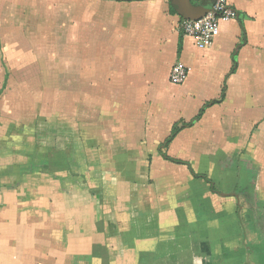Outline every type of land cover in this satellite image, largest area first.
Listing matches in <instances>:
<instances>
[{"label":"crops","instance_id":"crops-1","mask_svg":"<svg viewBox=\"0 0 264 264\" xmlns=\"http://www.w3.org/2000/svg\"><path fill=\"white\" fill-rule=\"evenodd\" d=\"M176 1L64 0L36 29L51 0H0L6 62H61L30 120L0 76V264H264V0H228L205 48Z\"/></svg>","mask_w":264,"mask_h":264},{"label":"rangeland","instance_id":"rangeland-1","mask_svg":"<svg viewBox=\"0 0 264 264\" xmlns=\"http://www.w3.org/2000/svg\"><path fill=\"white\" fill-rule=\"evenodd\" d=\"M63 1L51 0L43 19H41L40 13L28 14L31 19L28 24L33 27L36 26V29H42L51 25L52 20L55 24L59 23L60 14L54 12L51 6H61ZM24 47L27 52L36 48L34 45ZM43 47L41 51H49L46 45ZM54 47L59 48V46ZM18 50H20L18 46L17 49L12 50L7 44H0V76L6 72L7 68L10 70L6 86L8 88L6 90L7 94L3 97L4 101L13 102L20 107V118L24 121L32 119L39 113H45L46 110L51 108L58 112L60 110L61 62L59 60L46 61L43 59L39 61L6 62L7 58L18 52ZM223 190L226 191V189Z\"/></svg>","mask_w":264,"mask_h":264},{"label":"built area","instance_id":"built-area-1","mask_svg":"<svg viewBox=\"0 0 264 264\" xmlns=\"http://www.w3.org/2000/svg\"><path fill=\"white\" fill-rule=\"evenodd\" d=\"M236 13L228 0H215L210 10L199 19H182L180 30L184 35L193 38L198 48L208 46L218 33L221 23L234 19ZM188 69L180 62L174 64L170 70L169 79L174 84L182 83L187 76Z\"/></svg>","mask_w":264,"mask_h":264},{"label":"water","instance_id":"water-1","mask_svg":"<svg viewBox=\"0 0 264 264\" xmlns=\"http://www.w3.org/2000/svg\"><path fill=\"white\" fill-rule=\"evenodd\" d=\"M186 3H189V0H184ZM181 2V0H177L176 3H174L176 10H177V14L182 18V19H199L202 16H204L209 10L210 8H205V6L201 5V6H197L193 13L189 14L186 11H184L181 7L182 4H179Z\"/></svg>","mask_w":264,"mask_h":264},{"label":"trees","instance_id":"trees-1","mask_svg":"<svg viewBox=\"0 0 264 264\" xmlns=\"http://www.w3.org/2000/svg\"><path fill=\"white\" fill-rule=\"evenodd\" d=\"M173 10V9H172ZM181 32V34L183 35V33H182V31H180ZM179 49H180V46L178 47ZM234 66H235V62H234V65H233V68H234ZM232 68V69H233ZM225 96V89L222 91V94H221V99L223 98ZM216 102H218V101H213V103H216ZM206 105H208V104H206ZM202 111H200V113H201ZM200 113L194 118V120H196L199 116H200ZM190 124V123H189ZM188 124V125H189ZM180 130V128L179 127H174L173 128V130H172V132H171V134H170V136L165 140V146L172 140V138L176 135V133L178 132ZM165 158H168L165 154L163 155ZM173 161H175V160H173ZM176 163H181L180 161H175ZM196 176H198V175H196ZM204 177V176H203ZM204 178H206V177H204ZM207 181H209L208 179H207ZM214 188V187H213Z\"/></svg>","mask_w":264,"mask_h":264}]
</instances>
